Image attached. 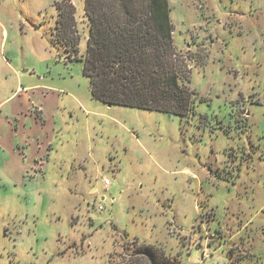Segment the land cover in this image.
<instances>
[{
  "label": "rangeland",
  "instance_id": "obj_1",
  "mask_svg": "<svg viewBox=\"0 0 264 264\" xmlns=\"http://www.w3.org/2000/svg\"><path fill=\"white\" fill-rule=\"evenodd\" d=\"M61 1L0 0V264H264V0H168L184 116L92 99Z\"/></svg>",
  "mask_w": 264,
  "mask_h": 264
},
{
  "label": "trees",
  "instance_id": "obj_2",
  "mask_svg": "<svg viewBox=\"0 0 264 264\" xmlns=\"http://www.w3.org/2000/svg\"><path fill=\"white\" fill-rule=\"evenodd\" d=\"M68 7L58 3L56 26L60 38L66 35L75 44ZM85 12L89 30L80 61L92 99L179 116L194 113L195 96L186 86L190 70L174 45L168 0H85Z\"/></svg>",
  "mask_w": 264,
  "mask_h": 264
},
{
  "label": "crops",
  "instance_id": "obj_3",
  "mask_svg": "<svg viewBox=\"0 0 264 264\" xmlns=\"http://www.w3.org/2000/svg\"><path fill=\"white\" fill-rule=\"evenodd\" d=\"M35 162H38L37 159H35L34 156L31 157L30 160H29V163H30V164H34ZM110 184H111V183H110Z\"/></svg>",
  "mask_w": 264,
  "mask_h": 264
},
{
  "label": "built area",
  "instance_id": "obj_4",
  "mask_svg": "<svg viewBox=\"0 0 264 264\" xmlns=\"http://www.w3.org/2000/svg\"><path fill=\"white\" fill-rule=\"evenodd\" d=\"M104 184H105V185H109V184H110V180H109L108 178H105V179H104Z\"/></svg>",
  "mask_w": 264,
  "mask_h": 264
}]
</instances>
